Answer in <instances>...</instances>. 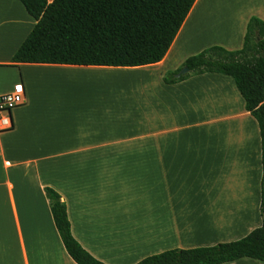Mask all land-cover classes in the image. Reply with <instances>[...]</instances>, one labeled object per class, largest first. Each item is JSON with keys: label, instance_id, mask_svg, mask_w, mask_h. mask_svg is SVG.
I'll list each match as a JSON object with an SVG mask.
<instances>
[{"label": "crops", "instance_id": "obj_1", "mask_svg": "<svg viewBox=\"0 0 264 264\" xmlns=\"http://www.w3.org/2000/svg\"><path fill=\"white\" fill-rule=\"evenodd\" d=\"M251 17L264 22V0H196L157 64L13 66L36 22L18 0H0V95L18 83L25 92L13 129L0 132V264H75L45 187L65 203L75 241L103 264L260 227L259 128L234 80L162 81L209 47L240 50Z\"/></svg>", "mask_w": 264, "mask_h": 264}, {"label": "trees", "instance_id": "obj_2", "mask_svg": "<svg viewBox=\"0 0 264 264\" xmlns=\"http://www.w3.org/2000/svg\"><path fill=\"white\" fill-rule=\"evenodd\" d=\"M35 25L11 59V65L48 64L141 67L165 57L196 0H18ZM186 67L188 73L175 75ZM230 76L257 122L261 148V226L245 237L208 247L171 249L136 264H225L243 258L264 264V22L251 17L240 50L218 46L188 57L162 81L172 85L191 76ZM53 223L75 264H103L72 237L66 205L44 188Z\"/></svg>", "mask_w": 264, "mask_h": 264}, {"label": "built area", "instance_id": "obj_3", "mask_svg": "<svg viewBox=\"0 0 264 264\" xmlns=\"http://www.w3.org/2000/svg\"><path fill=\"white\" fill-rule=\"evenodd\" d=\"M25 100L22 84H15L11 91L0 95V132L10 131L14 127L12 112Z\"/></svg>", "mask_w": 264, "mask_h": 264}, {"label": "water", "instance_id": "obj_4", "mask_svg": "<svg viewBox=\"0 0 264 264\" xmlns=\"http://www.w3.org/2000/svg\"><path fill=\"white\" fill-rule=\"evenodd\" d=\"M188 73V69L186 67L182 68L178 74L175 75L176 78H179L180 76H183Z\"/></svg>", "mask_w": 264, "mask_h": 264}]
</instances>
